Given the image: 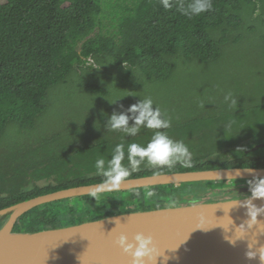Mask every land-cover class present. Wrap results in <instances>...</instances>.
Listing matches in <instances>:
<instances>
[{"label":"trees","instance_id":"obj_1","mask_svg":"<svg viewBox=\"0 0 264 264\" xmlns=\"http://www.w3.org/2000/svg\"><path fill=\"white\" fill-rule=\"evenodd\" d=\"M62 3L65 5L60 8ZM170 3L172 7L165 9L161 0H131L129 5H117V11L106 3V7L113 9L106 26L102 0H0V136L10 121H16L22 128L33 126L35 118L46 109L49 89L66 82L68 76L69 84L89 76L86 73L91 72L94 63L102 65L105 71L108 69V74L117 81H127L136 71L144 82L162 81L175 71L174 58L201 63L217 60L227 42L232 40L234 45L241 38L237 33L230 40L226 34L239 28L243 21H261L260 17H253L257 10L260 15L264 14V0H213V10L191 17L178 10V5L187 7L191 0H170ZM245 29L253 31L255 27L249 24ZM88 60L92 64L88 65ZM72 76L75 79L71 80ZM79 85L88 93L108 96L106 89L98 84ZM259 107L260 104L247 108L242 116H235L237 128L225 129L217 135L203 132L196 117L171 124L167 129L141 126L132 136L108 127L109 117L124 113L127 108L97 110L86 122L88 137L80 138L77 132V139L69 145V155L64 158L67 153L55 154V167H47L44 172L39 171L42 166L39 161L19 157L11 161L6 151L9 154L5 153L0 161V210L59 189L105 182L106 178L97 172L96 161L104 159L107 167L117 144L123 143L127 153L129 144L146 146L156 131L166 132L173 140L187 145L192 154L191 165L178 162L172 167L151 166L145 160L125 179L205 169L262 168L264 103ZM103 127L109 129L107 133L113 132V136L95 134V130ZM260 144L261 147L253 149ZM122 164L130 168L127 156ZM63 167L69 173L63 174ZM40 178L53 181L40 185ZM147 191H154L159 202L163 196H171L175 189L173 185L153 186L134 189L132 194L137 199L146 197ZM112 195L115 197L111 198ZM81 198L85 211L102 206L94 220L128 212H118L117 206L123 198L119 192ZM79 199L59 200L33 208L18 219L13 230L60 228V215L76 214V208L72 207ZM146 204H143L144 210L153 208L150 202ZM160 206L167 207L160 203L157 208ZM115 209L116 213L109 214ZM83 222L87 221L80 219L72 224L69 220V225L61 227Z\"/></svg>","mask_w":264,"mask_h":264},{"label":"rangeland","instance_id":"obj_2","mask_svg":"<svg viewBox=\"0 0 264 264\" xmlns=\"http://www.w3.org/2000/svg\"><path fill=\"white\" fill-rule=\"evenodd\" d=\"M130 1L102 0L103 23L108 26L112 17L110 13L113 9L106 7V3L117 11V5H129ZM64 5V3L60 4V8ZM253 17H260L262 20H256L254 23L251 20L243 21L239 28L232 29L226 34L230 40L234 37L232 35L237 33L241 34V38L234 45L231 44L232 40L227 42L217 60L201 63L194 60L184 61L182 57L174 58L177 63L175 71L169 78L162 81L144 82L139 71H136L127 81H117L108 74V69L105 71L102 65L95 63L91 67V72L86 73L90 75L82 77V80L71 81L72 84H69L68 76L66 82H60L49 89L45 100L46 109L35 118L33 126L22 128L16 121L6 124L0 136V161H3L5 153L9 152L10 154H7L11 161L15 157L39 161L42 165L39 171L44 172L47 167H55V154L67 153L64 158L69 155V145L77 139V132H80L78 133L80 138L88 137L85 126L91 113H96L100 109L106 112L110 108L125 107L127 110H124V113L129 117V125H133L138 113L129 111L130 106L148 98L152 99L153 107L159 108L162 116L169 119L171 124L188 120L186 118L191 120L198 117L197 124L201 130L213 135L231 127L237 128L236 117L242 116L247 108L258 104L261 107L264 103V14L260 15V10H257ZM249 24L255 27L253 31H246L245 28ZM214 32L215 30L212 32L213 35H215ZM88 61V65L92 64L91 60ZM75 77L72 76L70 79ZM84 82L98 84L106 89L108 96L86 92L79 85ZM229 93L231 98L236 100L235 105H232L231 99L225 100V96ZM212 117L216 119L213 120ZM108 130L103 127L100 131L94 132L107 137L113 136V132L107 133ZM61 171L63 174L69 173V170L64 167ZM52 178L49 180L40 178L39 184L45 185L53 181ZM187 183L190 184H173L175 192L173 191L174 193L169 197H175L177 207L212 202L217 198H221L218 201L229 200L232 199L227 194L230 190L238 189L240 186H250L249 180L220 181L216 184L209 181L205 185L204 182ZM164 188L167 189V187ZM193 189L198 191L193 193ZM202 190L206 194L196 196ZM206 195L212 199H207ZM113 197L115 196L112 195L111 198ZM122 197L117 206L120 208L119 212L127 211L126 207H129L128 212L147 211L144 210L143 204L147 205L148 202L153 207L150 210L160 209L157 208L160 203L166 206L169 201L166 195L159 202L156 201L157 197L136 199L132 190L124 191ZM205 198L206 201H204ZM93 216L95 215L92 214L91 217ZM68 217V213L60 215L62 220Z\"/></svg>","mask_w":264,"mask_h":264},{"label":"water","instance_id":"obj_3","mask_svg":"<svg viewBox=\"0 0 264 264\" xmlns=\"http://www.w3.org/2000/svg\"><path fill=\"white\" fill-rule=\"evenodd\" d=\"M262 144L253 147L254 150ZM264 179V167L218 168L160 173L125 179L119 188L105 182L79 185L41 194L0 210L9 214L0 226V264H132V256L117 244L121 234L129 242L137 233L153 238V264H264L246 253L264 245V198L251 195L147 211L126 212L66 227L14 231L17 220L41 205L81 196L187 182ZM241 184V183H239ZM239 190L252 192L250 186ZM257 209L255 224L248 201ZM237 202V203H234ZM251 224L252 227H247ZM237 240L234 244L225 237ZM147 259V258H145Z\"/></svg>","mask_w":264,"mask_h":264},{"label":"clouds","instance_id":"obj_4","mask_svg":"<svg viewBox=\"0 0 264 264\" xmlns=\"http://www.w3.org/2000/svg\"><path fill=\"white\" fill-rule=\"evenodd\" d=\"M161 3L165 9L172 7L170 0H161ZM178 10L186 16H196L213 10V0H191V3L187 7L182 3L178 5ZM230 99L232 105H235L236 100L231 98V93L225 96L226 101ZM129 111L138 113L134 118L133 126H129V117L126 114L113 113L109 117L108 127L112 130H123L126 134L135 136L140 131L141 126L150 129H167L171 126L170 120L162 116L161 110L153 107L151 98L143 99L137 104L131 105ZM191 155L188 146L182 141L173 140L166 132L156 131L146 146L137 143L129 144L127 153H125L123 143L117 144L108 166L105 167L104 159H98L96 161V168L97 172L106 178L107 184L112 185L114 188H119L125 178L130 175V172L138 170L145 160L151 166L172 167L178 162H182L185 166H190ZM125 156H127L130 168L122 164ZM91 194L93 198H97L96 191H93ZM145 195L146 198H152L156 193L154 191H147ZM251 198H264V179L256 180L255 186L252 188ZM248 207L251 221L255 224L257 215L261 209L255 208L251 204V199L248 201ZM167 209H177V201L174 198H169ZM247 227L251 228L252 225L247 224ZM225 238L229 239V242L233 244L237 240H241V238L234 239L227 236ZM117 244L125 253H129L132 256V264H153V254L156 251V247L151 236L137 233L133 238V242H129L128 237L121 234L117 240ZM248 248L250 250L246 253V256L249 259H255L258 254L261 262H264V245L251 250L254 249V245L248 243Z\"/></svg>","mask_w":264,"mask_h":264},{"label":"flooded vegetation","instance_id":"obj_5","mask_svg":"<svg viewBox=\"0 0 264 264\" xmlns=\"http://www.w3.org/2000/svg\"><path fill=\"white\" fill-rule=\"evenodd\" d=\"M50 178H48V179H45V180H49ZM257 180V179H256ZM256 180H249L250 181V183H248L249 185H250V187L251 188H253L254 186H255V183H256ZM238 181H242V180H238ZM50 182V181H49ZM204 183V185L206 184V182L205 181H203ZM196 183H200V182H196ZM240 183V182H239ZM47 184V183H46ZM193 193H196L197 191H195L194 189H193ZM207 192H209V193H214V192H210V191H207ZM208 193V194H209ZM203 194H206V192H204L203 190L200 192V193H197L196 194V196H202ZM228 195H229V198H237V197H244V196H247V195H251V192H247V193H244V192H242V191H240L239 190V188L238 189H233V190H230L228 193H227ZM179 196H180V194H179ZM81 197H83V196H81ZM80 197V199H79V201L73 206V207H75L76 208V211H74V212H76V214H69V217L67 218V219H65L64 221L62 220L61 221V225H60V227L61 226H63L62 224H68L69 223V220H70V222H72V224L73 223H76V222H78L80 219H82V220H84V221H89V220H94L95 218H96V216H97V212L99 211V209L98 208H89L88 209V211L86 210L85 211V207H84V204L85 203H83V204H81L83 201H84V199H82ZM206 198L208 199V198H210V197H208L207 195H206ZM205 198V200L204 201H206L207 199ZM174 199H175V197H174ZM212 198H210V200H211ZM221 198H217V199H213L214 201H218V200H220ZM190 200H192V199H190ZM189 200V201H190ZM70 201V200H69ZM77 200H75V202H76ZM214 201H212V202H214ZM207 202H211V201H207ZM69 204V203H68ZM128 210H129V207H126ZM106 209V206H105V208H104V210ZM127 210V211H128ZM92 211H94V215L95 216H93V217H91L92 216V214L90 213V212H92ZM118 210L117 209H115V210H110V213L109 214H113V213H116ZM119 212V211H118ZM126 212V211H125ZM8 215L9 214H5V215H0V226L2 225V224H4V222L7 220V218H8ZM18 221V220H17ZM66 222V223H65ZM69 225V224H68ZM15 227V226H14Z\"/></svg>","mask_w":264,"mask_h":264}]
</instances>
